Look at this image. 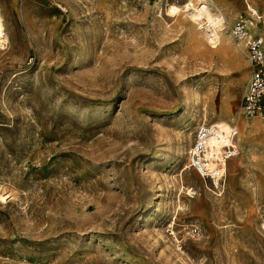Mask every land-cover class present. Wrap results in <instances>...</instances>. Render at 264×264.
<instances>
[{
    "label": "rangeland",
    "instance_id": "obj_1",
    "mask_svg": "<svg viewBox=\"0 0 264 264\" xmlns=\"http://www.w3.org/2000/svg\"><path fill=\"white\" fill-rule=\"evenodd\" d=\"M246 1L264 36V0ZM210 2L229 25L249 13ZM187 3L0 0V264H264L249 61L227 28L209 42ZM207 123L239 129L220 195L188 167Z\"/></svg>",
    "mask_w": 264,
    "mask_h": 264
},
{
    "label": "built area",
    "instance_id": "obj_2",
    "mask_svg": "<svg viewBox=\"0 0 264 264\" xmlns=\"http://www.w3.org/2000/svg\"><path fill=\"white\" fill-rule=\"evenodd\" d=\"M244 2L249 13H241L231 25L225 23L236 47L245 49L250 65L240 113L247 118L264 119V36L256 30L262 23L263 14L250 11L247 1ZM238 134L236 124H228L227 131L216 123L202 124L196 128L187 151L188 167L203 180H208L218 195L225 188L227 163L239 153ZM189 234L196 237L199 229L193 226L189 228Z\"/></svg>",
    "mask_w": 264,
    "mask_h": 264
},
{
    "label": "bare ground",
    "instance_id": "obj_3",
    "mask_svg": "<svg viewBox=\"0 0 264 264\" xmlns=\"http://www.w3.org/2000/svg\"><path fill=\"white\" fill-rule=\"evenodd\" d=\"M205 1L206 0H196V3H192V6L187 3V15L192 23H197L201 26L203 31H205L209 42L219 44L221 43L222 38H224L226 30L225 23L227 21L225 20L224 16H220L216 12L212 11V9L215 7L214 2H210V4H208L204 3ZM248 8L252 12H257V10L251 7L249 3ZM175 9H178V7H176ZM3 23L0 18V46H5L4 44L7 40V36L5 35L3 28ZM1 198L4 200L5 197L1 196Z\"/></svg>",
    "mask_w": 264,
    "mask_h": 264
},
{
    "label": "crops",
    "instance_id": "obj_4",
    "mask_svg": "<svg viewBox=\"0 0 264 264\" xmlns=\"http://www.w3.org/2000/svg\"><path fill=\"white\" fill-rule=\"evenodd\" d=\"M217 2H219L221 5H223V6H225L226 4H227V2H229V0L228 1H226V0H216ZM219 9V8H218ZM220 10V12H221V9H219ZM240 12V14H241V12H242V10L241 11H239ZM231 18V17H230ZM226 20H227V18H226ZM234 20V19H233Z\"/></svg>",
    "mask_w": 264,
    "mask_h": 264
}]
</instances>
